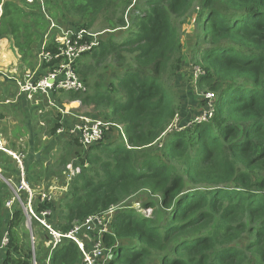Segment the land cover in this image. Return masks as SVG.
I'll return each instance as SVG.
<instances>
[{
    "label": "trees",
    "instance_id": "obj_1",
    "mask_svg": "<svg viewBox=\"0 0 264 264\" xmlns=\"http://www.w3.org/2000/svg\"><path fill=\"white\" fill-rule=\"evenodd\" d=\"M195 1L0 0V44L11 42L26 64L38 60L33 44L49 28L43 6L55 18L64 15L65 21L77 16L73 23L78 28L91 30L100 20L104 30H113L77 62L91 91L53 96L64 103L61 96L68 94L67 102L80 100V107L101 109L99 116L124 125L131 145L117 136L83 154L76 141L57 134L61 115L53 118L48 135L71 149L64 170L69 163L81 169L58 202L42 200L36 193L32 169L23 159L25 179L35 194L32 207L37 216L54 211L48 222L55 229L68 232L90 215L117 208L109 232L102 235L103 246L112 250L105 264H264V179L255 182L252 176L255 168L264 170V0H198L201 32L191 58L203 71L198 89L214 94L213 116L172 130L163 144L160 141L177 115V96L162 83L171 66L173 72L182 68L174 18L190 11ZM131 8L137 13L127 18ZM122 31L129 35L117 42L116 33ZM47 50L56 46L49 44ZM85 55L92 61L78 66ZM129 55L133 64L125 68ZM100 65L104 69L96 77ZM105 79L108 86L103 85ZM7 80L16 89V82ZM5 98L0 106L14 104ZM22 99L26 106L19 107L27 108ZM157 143L161 155L155 153ZM0 155L13 162L21 179L17 160L3 151ZM9 187L0 181V245L8 233L2 264H33L34 257L46 264L49 256L51 264H85L71 240L49 247L47 254L33 250L28 215L23 204L12 199L13 193L9 196ZM142 191L148 196L143 207L152 209L149 217L125 204ZM18 192L26 205L27 191ZM32 221L33 235L44 230L50 240L48 230ZM245 235L251 241L242 246L239 240Z\"/></svg>",
    "mask_w": 264,
    "mask_h": 264
},
{
    "label": "rangeland",
    "instance_id": "obj_2",
    "mask_svg": "<svg viewBox=\"0 0 264 264\" xmlns=\"http://www.w3.org/2000/svg\"><path fill=\"white\" fill-rule=\"evenodd\" d=\"M4 1L5 0H3V2ZM26 1L29 4L34 3L33 0ZM198 5V0H196L190 11L182 16H175L174 18V27L177 36L180 38L179 45L180 49L182 50V63H180L182 68L179 72H173L171 66L167 72H164L162 77V83L164 84V86L172 93H175L177 96L175 102L177 115L174 117L170 129L167 130V132L162 136L160 140L162 141V144L166 141V139L170 137L169 134L172 130L181 131L185 127H188V125L194 121H207L213 116L212 105L214 97L210 96L207 92L200 91L198 89L196 85V81L199 77L197 69L202 70V67L200 68V66L194 64L191 58L193 54V48L197 43V37L201 32L198 24ZM133 8L126 12L127 18L137 13V11H135ZM25 9L29 10V8L27 7H25ZM42 9V11L46 15L45 17H48L50 23L48 31L42 33L41 37L37 39L33 44L35 45V47L33 48L35 54H39L43 49V46L47 44L50 38L55 36L54 34L56 32H58V30L51 29L52 23L60 26L61 30L62 28H74L75 30L78 28L73 23V21L77 20V16L68 17V20L65 21L66 19L64 15L59 14L55 18L54 16L50 15V13L44 6L42 7ZM2 12L3 6L1 4L0 16ZM103 27L106 26H103L101 24V21L99 20L98 23L90 31L94 33H102V37L107 39L112 32H109L110 29L104 30ZM49 31H51V35L46 36ZM128 35L129 33L127 31L116 33L117 42L124 41ZM91 61V58L85 55L83 59L79 61L80 64L78 66L90 63ZM113 61L114 59L112 58L108 63H112ZM132 64V56L129 55L127 56V60L125 61L124 66L125 68H127ZM32 65L34 66V69L31 68ZM37 65L38 60L36 61V59H33L32 64H26L25 62H22L21 56L12 47L11 42H9L7 39L2 40L0 44V101L4 102L3 100L6 97L5 102L8 101L9 103L14 104H7L8 106H0V115L4 116V118H0V135L3 139V146H6L7 149L12 150L16 154H18V152L25 153L26 156L22 155V159L26 158L25 162L27 163L30 170L32 169L31 175H33L34 180H30L35 183V191H37L36 193L39 192L41 195L43 193H48L50 194L51 200L58 199V202L62 197V193L65 191V185L63 184L62 177L66 169L64 170V165L62 164L64 159L69 158L71 150L70 146L66 144L64 140H58L55 137L52 138L48 135L51 128L50 122H52L53 118L56 117V113L54 112L53 114H51L47 108L42 110L44 112H40V110L38 111V109L32 102H30L31 106L29 104L27 105V108L19 107L20 103L23 104L25 102V99H21L22 96H20V99L17 98V86L15 89L14 85L9 83L7 80L8 78H6L5 76V74L10 78H17L21 76V78L23 79L22 75L25 74L27 70H35L37 68ZM103 69V65H100L95 69L94 73L97 74L96 77H99L98 71H102ZM102 82L103 85L105 84L106 86H108L106 79ZM90 84H93V80H90ZM90 86L91 85L88 86L89 92L91 91ZM61 99L64 102L68 101V94H63L61 96ZM16 103H18V105ZM24 106H26L25 103ZM92 108L80 107L77 112L91 113L98 116L101 114V109L99 111L93 110L94 108ZM97 111H99L100 114H97ZM118 124L124 127L123 124ZM124 130L127 134L125 127ZM120 139L125 143L122 137H120ZM160 141L158 142L160 143ZM129 145L131 144L129 143ZM158 146L159 144L157 145V147ZM156 152L157 154L161 155L159 147L158 150L155 151V153ZM164 161L171 163V165H176L174 161H171L167 158H164ZM40 174H42L43 176L41 177ZM252 176L255 182L261 181L264 179V170L261 168H255L252 171ZM64 179L67 180L66 177ZM68 180L70 179L68 178ZM0 181H4L7 184L9 182L12 185V187H9V196L11 197L13 193V198H15L17 196L15 190L17 189V186H20V179L18 176H16L13 162L1 155ZM146 200H148V196L146 192L142 191L139 194L131 197L128 201L125 202V204L131 205L133 208L143 213V215L149 217L152 215V209L143 207V204ZM116 209L117 208H114V210ZM53 212L54 211H52V213ZM32 222V218H29L27 225L28 229H31V227L33 228L34 223L32 224ZM29 239L33 250H37V252L39 253H42L43 251L44 254H47V249L51 247V244L49 242L50 240L46 236V231L43 230L42 233H39V231L36 230L33 237H31L30 233ZM239 241L240 245L246 246L251 241V236L245 235L244 237L240 238ZM106 262L107 260L102 261V264H105ZM0 264H2V261Z\"/></svg>",
    "mask_w": 264,
    "mask_h": 264
},
{
    "label": "built area",
    "instance_id": "obj_3",
    "mask_svg": "<svg viewBox=\"0 0 264 264\" xmlns=\"http://www.w3.org/2000/svg\"><path fill=\"white\" fill-rule=\"evenodd\" d=\"M51 29L58 30L54 37L50 38L43 49L38 54V65L35 70H27L20 77L10 78L13 79L17 86V98L20 96L25 97L28 104L32 102L35 107L40 110L47 108L51 114L56 113V117L61 115L58 122H61V126L57 129V134L61 137L70 138L78 143L79 149L85 154L91 147L97 146L106 140H114L117 136L122 137L125 143L130 146L127 141V134L124 127L117 122L106 120L98 115L91 113H79L77 110L81 105L80 100L70 102H59L54 95L55 92H82L86 93L89 88L84 79L77 71L78 60L86 53L91 52L98 47L104 40L102 33H94L84 28L63 29L52 23ZM110 30L109 32H112ZM49 31L46 36H50ZM54 44L56 46L55 51L47 50V45ZM43 63H48L44 69ZM199 76L203 74V71L197 69ZM214 97L213 93H208ZM21 97V99H22ZM73 102H77V106H72ZM6 103H9L6 101ZM31 106V105H30ZM0 151H4L12 155L19 163L21 169L20 186L18 190H15L16 197L24 206L26 214L29 218H35L41 223L49 232L51 236L50 244L52 249H55L61 242L65 240H71L76 243L82 252L83 262L85 264H102V261L107 260L112 255L111 248H106L102 244V235L109 232V224L112 219L114 208H110L108 211L90 215L82 223H77L68 232H61L55 229L49 222L48 217L52 214L51 210H45L41 212L40 216H37L32 207V198L35 196L33 190L26 181L25 165L22 159V155L16 154L12 150L3 146V139L0 135ZM80 167H74L72 163L67 164L63 177H66L67 184L65 189L68 188V183L72 177L80 172ZM68 178L70 180H68ZM9 183V182H8ZM10 184V183H9ZM11 185V184H10ZM25 190L28 193L26 205L23 203L19 190ZM40 194V193H39ZM41 195V194H40ZM14 199V198H13ZM41 199L50 200V194L43 193ZM10 201L7 206L10 208ZM28 225V221H27ZM31 237H33L32 227L29 228ZM8 243V233H4L0 245V263L2 260V251ZM33 264H38L36 257L33 258ZM46 264L50 263V256L47 258Z\"/></svg>",
    "mask_w": 264,
    "mask_h": 264
},
{
    "label": "bare ground",
    "instance_id": "obj_4",
    "mask_svg": "<svg viewBox=\"0 0 264 264\" xmlns=\"http://www.w3.org/2000/svg\"><path fill=\"white\" fill-rule=\"evenodd\" d=\"M78 104H77V102H73V104H72V106H77Z\"/></svg>",
    "mask_w": 264,
    "mask_h": 264
},
{
    "label": "crops",
    "instance_id": "obj_5",
    "mask_svg": "<svg viewBox=\"0 0 264 264\" xmlns=\"http://www.w3.org/2000/svg\"><path fill=\"white\" fill-rule=\"evenodd\" d=\"M18 105V103H16ZM4 152V151H3ZM6 153V152H5ZM10 155V154H9Z\"/></svg>",
    "mask_w": 264,
    "mask_h": 264
}]
</instances>
